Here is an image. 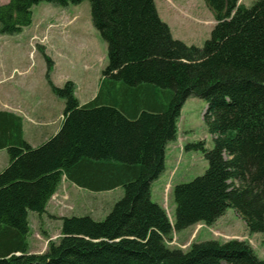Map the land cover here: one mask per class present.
<instances>
[{
  "label": "trees",
  "instance_id": "trees-1",
  "mask_svg": "<svg viewBox=\"0 0 264 264\" xmlns=\"http://www.w3.org/2000/svg\"><path fill=\"white\" fill-rule=\"evenodd\" d=\"M0 5V35L32 23L45 2ZM91 22L106 43L107 65L95 97L80 105L71 82L51 85L64 101L59 131L37 148L23 139L22 118L0 111V264H264L246 241L167 245L174 232L212 226L232 209L247 232L264 234V0H203L215 24L201 48L172 37L154 0H87ZM50 65L49 60H47ZM205 101L203 122L213 148L200 150L205 172L173 188L175 215L151 201L164 170L166 145L189 98ZM91 192L123 196L104 220L60 218L56 241L29 253L28 214H46L62 179Z\"/></svg>",
  "mask_w": 264,
  "mask_h": 264
},
{
  "label": "rangeland",
  "instance_id": "rangeland-1",
  "mask_svg": "<svg viewBox=\"0 0 264 264\" xmlns=\"http://www.w3.org/2000/svg\"><path fill=\"white\" fill-rule=\"evenodd\" d=\"M8 1L0 0V5ZM256 1L239 0V4L250 8ZM154 4L174 39L198 48L209 39L215 20L203 0H154ZM106 65V43L92 25L87 0L66 7L39 3L32 8L30 26L18 34L0 35V108L17 112L24 119L26 139L38 145L45 134L54 133L50 131L56 127L58 130L62 122L64 101L53 94L51 85L62 88L71 82L78 102L88 101L94 97ZM205 110L202 99L191 97L185 101L176 124V139L168 143H174L180 154L174 147H167L165 171L151 184V201L161 205L171 223L175 215L173 188L201 176L207 169L200 150L185 148L199 142L206 150L213 148L212 136L203 122ZM2 154L7 158L6 150ZM122 196L121 188L91 192L63 178L48 202L46 214L41 218L35 214L30 217L27 236L30 251L43 253L49 241L58 239L60 218L90 217L102 221ZM220 218L219 224L207 226L209 231L202 230L199 235L195 234L199 224L194 225L191 238L197 235L199 240L246 241L257 258L264 260V234H249L232 209H227ZM189 232L187 229L174 232L167 245L187 250L191 244L187 240L192 239L184 235Z\"/></svg>",
  "mask_w": 264,
  "mask_h": 264
},
{
  "label": "crops",
  "instance_id": "crops-1",
  "mask_svg": "<svg viewBox=\"0 0 264 264\" xmlns=\"http://www.w3.org/2000/svg\"><path fill=\"white\" fill-rule=\"evenodd\" d=\"M155 8H156V5H155ZM173 37V36H172ZM100 80V79H99ZM96 93H97V91H96ZM96 93H95V95H96ZM95 95H94V97H95ZM93 97V98H94ZM93 98H90L88 101H85V102H82V103H80V105H84L85 103H87V102H89V101H91ZM0 111H4V112H9V113H13V114H15V115H17V116H20L17 112H15V111H12V110H7V109H3V108H0ZM21 117V116H20ZM22 118V117H21ZM61 125H62V122H61ZM61 127V126H60ZM60 127H59V129H60ZM59 129L57 130V127L56 128H54L53 130H51L50 132H54V133H52L51 135L50 134H45V136L43 137V139L42 140H44L45 138V140L44 141H38V145H33V144H31L29 141H28V139H26V137H25V127H24V119L22 118V134H23V139H24V141L27 143V144H29L32 148H37V147H39L40 145H42L43 143H45L47 140H49L51 137H53L58 131H59ZM169 146H172V147H174V151H176V152H180V149H178L177 148V146L174 144V143H172V145L171 144H168L167 146H166V148H165V154H167L166 152H167V147H169ZM5 151V150H4ZM180 154V153H179ZM165 162V161H164ZM165 164V163H164ZM8 165V157L6 158L5 156H3V154H2V150H0V173L6 168V166ZM164 171H165V168H164ZM163 171V172H164ZM66 181V180H65ZM158 181V180H157ZM66 182H68V181H66ZM69 183V182H68ZM151 189H152V185H151ZM159 205V204H158ZM161 206V205H160ZM47 207H48V204H47ZM46 207V208H47ZM46 211H47V209H46ZM32 215H34V214H32V213H29L28 214V222H29V220H30V217H32ZM39 218H41V217H39ZM221 219V218H220ZM220 219H218L217 221H216V223H214L215 225H217V224H219L220 222H221V220ZM200 225H201V227H200ZM214 225H212V227H213ZM199 227V230L198 231H196L195 232V234H197V235H199L200 233H201V231L202 230H207V231H209V227H207V226H205V225H202V224H199V225H197L196 226V228H198ZM195 226H193V227H189V228H187V230H189L190 232L187 234V235H184L187 239H192L191 238V236H190V234H192V233H194V231H195ZM203 234H205L206 235V233L205 232H203ZM196 235V236H197ZM196 236H194L195 238H193L192 240H187V241H191L190 243H200V242H204V241H211V240H207V239H202V240H199V239H197V237ZM185 237H184V239H185ZM184 239H182V242H184ZM212 240H215V239H213L212 238ZM239 240V239H238ZM28 251H29V253H33V252H31L30 251V248L28 247ZM34 254H39V253H34Z\"/></svg>",
  "mask_w": 264,
  "mask_h": 264
}]
</instances>
